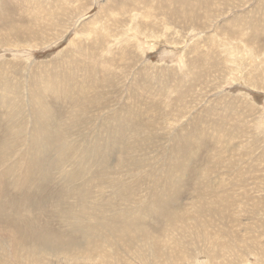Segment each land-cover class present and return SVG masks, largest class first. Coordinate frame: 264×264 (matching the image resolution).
<instances>
[{
    "label": "rangeland",
    "instance_id": "rangeland-1",
    "mask_svg": "<svg viewBox=\"0 0 264 264\" xmlns=\"http://www.w3.org/2000/svg\"><path fill=\"white\" fill-rule=\"evenodd\" d=\"M2 103L21 121L0 115V176L25 154L34 113L63 114L80 148L121 126L101 202L127 211L112 193L128 190L134 216L149 208L136 227L77 237L44 229L31 200L0 201L17 221L0 224V264H264V0H0ZM9 126L23 135L15 157V144L1 156ZM171 183L160 212L150 192Z\"/></svg>",
    "mask_w": 264,
    "mask_h": 264
},
{
    "label": "bare ground",
    "instance_id": "bare-ground-1",
    "mask_svg": "<svg viewBox=\"0 0 264 264\" xmlns=\"http://www.w3.org/2000/svg\"><path fill=\"white\" fill-rule=\"evenodd\" d=\"M13 104L2 103L0 108L1 119L5 117L6 120H8V124L10 126L15 122V117L13 116V114H16L15 116L18 118V121H21V119L19 118V113H17V111L15 112L13 109L10 111V108H13L14 106ZM73 104L74 103H68V106ZM61 110H63V108ZM34 115L35 118L32 115V117L34 118V122H32V124L34 125V134L30 132L33 137L29 135V137H32V139L30 138L31 140H29V143H27L25 146V154L22 153L19 155V158H15L14 165L5 167V172L0 176V201L5 203L9 207H14L21 205L26 200H31L33 202V206L29 208V211L39 224L40 221L43 222V225H40L44 229H57L75 232L77 237H80L84 234H88L89 236H99L104 231L110 230L113 226L116 225L117 222L129 224L133 227L138 226L139 221L141 220L140 215L144 214V212L141 213V211L147 210L149 207H146L145 204L142 205V210H139V213L137 212V214L139 215L134 216L132 212L133 207L131 205L133 199L131 200L126 196L129 194L126 192L128 190L120 191L119 193H112L116 199L122 200L121 203L127 208V211H124L123 208L121 209L119 205H106L101 202V200L105 196V192H103L100 187L103 185L104 175L108 172L109 169V165L107 168L106 166L109 160L113 158L118 152H116V150L118 149L117 146L122 141L119 140L121 139L120 136H116L113 139H111L110 136L114 132V128H118L117 132L119 130H122L120 128L121 126H114L113 128L111 124L108 125L105 128V132H103L104 134H102L106 135L105 137H101L102 135H97L95 137L96 141L92 143L87 141L83 142L80 148L77 143H67L65 136L68 135L67 129L69 126L67 127L65 125H62V122L60 120L63 118V114L54 117L56 118V120H53L51 111H48L40 120L38 119L37 114L34 113ZM22 118L24 117L22 116ZM25 120L28 121L27 118ZM43 121L50 122L53 125L54 130L50 132L48 128L43 126ZM10 126L9 128H6L7 130L4 129L8 132L6 133L7 136L5 137H8V135H10L12 139L9 141H7L9 138L7 140H4V144L1 147V156L5 157L12 154L14 144L15 151L13 154L15 157L16 153L19 151L17 147L19 146V144H22L19 141L23 136L21 135L20 129L17 130V132L19 133H15L12 129V132L14 133L13 136V133H11L10 130ZM22 128L24 127L22 126ZM131 128L130 130L132 134H134V136H136V133L138 134V132L140 131L136 127L133 128V131ZM129 131H127V133ZM43 133L46 139L48 153L45 152L44 147L41 143V135ZM77 135H79V133ZM113 135L115 136V134ZM117 135L119 134L117 133ZM84 138L86 137H83V139ZM12 140H16L18 144H16L17 142L15 143V141L10 142ZM30 147L31 150L29 154ZM127 148L129 150H132L131 147ZM79 149L80 151H78ZM123 151H125V149L120 151L123 156L128 155L126 151V154H124ZM78 152L80 153L78 154ZM20 160L24 161L23 164L19 162ZM92 164L97 165V167L100 168L102 167V169H105V172L102 174V171H98L95 172V174H91L89 172V165ZM68 167L70 170L68 169ZM57 173L60 175L59 178L54 177ZM8 176H11V178H7ZM161 180H163V178ZM123 182L121 181V183L115 184L120 188L124 185ZM51 185H53V189L51 194L48 195V191L52 188ZM48 186H51L50 189H48ZM95 187L99 188V198L92 201V193ZM174 193L175 189L172 183L168 186H164L162 192H158L157 188H155L150 192V203L160 204L161 212L163 210L165 202L168 199L172 198V196H174ZM56 202V208H52L53 204H55ZM144 202H146L145 199ZM48 205H50L51 207ZM0 211L4 215L0 224H4L11 227L12 229H15L17 221L14 219L11 213L9 211H4L1 208ZM89 216H95V219L97 220L95 227H92L91 224V226H87L89 224L88 221H83ZM12 241L13 243H10L11 245H4L2 251L6 253L8 250V246L16 248L17 242L15 241V237L12 238ZM80 242H76L74 245L67 248L70 250V248L77 246V244H79Z\"/></svg>",
    "mask_w": 264,
    "mask_h": 264
}]
</instances>
